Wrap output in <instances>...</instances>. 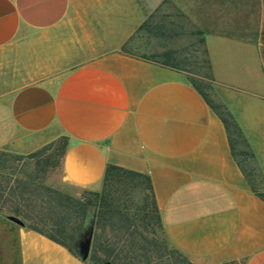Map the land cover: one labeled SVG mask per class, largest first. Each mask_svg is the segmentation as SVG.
<instances>
[{
    "label": "crops",
    "instance_id": "crops-1",
    "mask_svg": "<svg viewBox=\"0 0 264 264\" xmlns=\"http://www.w3.org/2000/svg\"><path fill=\"white\" fill-rule=\"evenodd\" d=\"M140 1L150 11L162 0ZM114 2L0 0V151L27 155L64 138V184L99 191L107 165L147 175L168 247L192 264H264V201L186 75L116 49L82 60L83 42L99 39ZM23 43L45 54L53 72L21 82L4 72ZM204 45L214 94L245 138L264 190L259 48L218 33ZM17 243L19 264H90L25 225Z\"/></svg>",
    "mask_w": 264,
    "mask_h": 264
},
{
    "label": "trees",
    "instance_id": "trees-1",
    "mask_svg": "<svg viewBox=\"0 0 264 264\" xmlns=\"http://www.w3.org/2000/svg\"><path fill=\"white\" fill-rule=\"evenodd\" d=\"M149 28L145 21L138 27V31ZM201 41L204 45V39ZM121 52L186 75L190 85L222 122L232 158L251 191L264 201V190L256 189L250 174L244 170V166L249 162L252 164L253 159L245 138L215 94L209 96L205 91L209 84L203 81H214L205 45L203 54L207 74L198 78L193 77V71L188 69V58L178 57L172 49L148 56L134 55L123 50ZM56 143L57 141L52 142L27 155H12L0 151V199L4 197L8 201L11 206L9 211L14 217L29 229L78 255L76 249L84 233L87 208L92 207L95 213L89 231L87 257L90 264H192L166 244L147 175L107 165L100 190L88 191L86 196L79 198L41 186L38 181L40 176L36 173L35 176L27 174L23 180L14 176L10 166L13 161H33L38 174H43L53 159H59L61 163L65 139H60V143L55 146ZM238 143L244 149H237ZM53 146L51 153L46 154ZM251 170H254L253 165ZM40 190L43 195H40ZM144 190L148 191L149 197L142 193ZM157 230L162 232V238L156 235ZM233 263L235 262L222 264Z\"/></svg>",
    "mask_w": 264,
    "mask_h": 264
},
{
    "label": "rangeland",
    "instance_id": "rangeland-1",
    "mask_svg": "<svg viewBox=\"0 0 264 264\" xmlns=\"http://www.w3.org/2000/svg\"><path fill=\"white\" fill-rule=\"evenodd\" d=\"M114 13L107 14L104 20V31L98 33L96 41H84L82 45V60L94 57L97 53L113 49L123 50L134 55H150L165 49H172L178 57L188 58V69L193 71V77H203L207 74L203 54L202 39L208 33L233 35L248 40L257 45L264 68V0H162L153 10H144L140 0H114ZM135 5L139 8L137 11ZM147 22V30L138 31V27ZM11 61L4 67V72L16 74L19 81L34 80L52 73L48 71L44 55H33L26 45L20 44L11 52ZM72 59L79 54L68 55ZM17 63V64H15ZM68 64L69 61H68ZM209 86L206 93L214 94L213 82L203 81ZM60 143L57 141L55 146ZM54 146L46 151L50 154ZM237 149H244L238 143ZM45 154V155H46ZM15 177L25 179L27 174L40 176V185L59 191L72 198L86 196L88 190L64 184L60 180V160L53 159L43 174L37 173L31 160L10 162ZM251 162L244 166L255 188L262 191V184L256 169L251 170ZM143 194L148 195L144 190ZM43 191L40 190V195ZM45 198V197H44ZM10 204L4 197L0 199V264H19L17 243L18 225L10 220ZM95 210L87 208L83 231L93 222ZM18 219V218H17ZM90 231V230H89ZM89 233V232H88ZM87 234V233H86ZM88 235V234H87ZM85 235L81 240H83ZM156 235L162 238V232ZM78 256V247L76 249ZM87 260V259H86ZM237 264V263H233Z\"/></svg>",
    "mask_w": 264,
    "mask_h": 264
},
{
    "label": "water",
    "instance_id": "water-1",
    "mask_svg": "<svg viewBox=\"0 0 264 264\" xmlns=\"http://www.w3.org/2000/svg\"><path fill=\"white\" fill-rule=\"evenodd\" d=\"M10 220L14 222L15 224H17L18 226L23 225V223L17 218L11 217ZM89 245H90V239H89V233H88L87 237L81 240L80 243L78 244V253L81 259L83 260H86L88 257Z\"/></svg>",
    "mask_w": 264,
    "mask_h": 264
}]
</instances>
